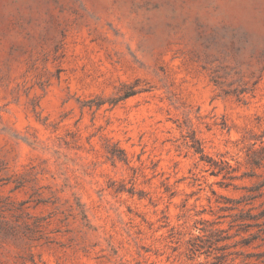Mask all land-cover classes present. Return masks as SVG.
<instances>
[{"label": "rangeland", "instance_id": "374dc122", "mask_svg": "<svg viewBox=\"0 0 264 264\" xmlns=\"http://www.w3.org/2000/svg\"><path fill=\"white\" fill-rule=\"evenodd\" d=\"M238 208L264 209V0H0V264H212L209 222L264 264Z\"/></svg>", "mask_w": 264, "mask_h": 264}, {"label": "trees", "instance_id": "16d2710c", "mask_svg": "<svg viewBox=\"0 0 264 264\" xmlns=\"http://www.w3.org/2000/svg\"><path fill=\"white\" fill-rule=\"evenodd\" d=\"M197 152H202V149L200 146H196ZM225 200L227 202H232L234 205H232L231 208H237L238 203L241 202L240 199H234L225 197ZM239 210L231 215V224L230 227L236 226V232L235 234L241 235L242 233H247V235H241V238L239 242L242 245H252L253 242L257 239H263L262 233H264V227H260L261 225H264V209H261L258 213H251L250 209L244 210L243 208H238ZM259 218H261V221H259ZM215 223L209 222V224H205L203 227H201V230L204 232L201 235H196L192 238L191 241V251L195 252L197 250L205 249L204 252L209 255H213L214 261L212 264H222L223 261L221 259H224V256L216 254L214 251L218 249L217 242L223 238H226L227 236H220V233L225 231L223 228L219 227H213ZM252 227H259L256 231H250ZM259 246V245H255ZM263 253L258 254L260 256ZM235 264V263H233Z\"/></svg>", "mask_w": 264, "mask_h": 264}]
</instances>
